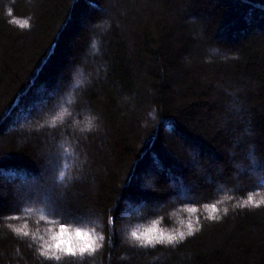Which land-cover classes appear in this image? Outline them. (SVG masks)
<instances>
[{
    "label": "trees",
    "instance_id": "trees-1",
    "mask_svg": "<svg viewBox=\"0 0 264 264\" xmlns=\"http://www.w3.org/2000/svg\"><path fill=\"white\" fill-rule=\"evenodd\" d=\"M85 113L99 127L80 133ZM247 154L255 175L238 174ZM48 172L56 211L21 187ZM260 201L264 0H0V264H264ZM40 216L92 229L101 246L38 257L13 229ZM160 217L193 231L174 245L129 237Z\"/></svg>",
    "mask_w": 264,
    "mask_h": 264
},
{
    "label": "clouds",
    "instance_id": "clouds-1",
    "mask_svg": "<svg viewBox=\"0 0 264 264\" xmlns=\"http://www.w3.org/2000/svg\"><path fill=\"white\" fill-rule=\"evenodd\" d=\"M12 9H8L10 15ZM29 18L25 19H13L12 23L19 25L21 28L29 27ZM90 50L92 54H98L100 51V41L97 38H93L90 44ZM212 53L217 50L211 49ZM86 77H84L83 70H79V78L75 79V85L81 86L85 83ZM151 115V113H149ZM65 116H72L71 112L67 110L61 111L57 119H54L51 124L56 126L57 120L63 121ZM97 117L91 114L85 113L82 118L73 117L72 127L80 133H87L96 130L99 125L96 123ZM254 150V146H252ZM259 160V157H257ZM245 162L251 163V156L247 154L244 161L236 163L237 167L242 166ZM63 176V173H61ZM237 205L233 204L235 208ZM220 211L227 213L229 209L227 207L221 208ZM220 217L217 216L216 219ZM163 217L153 219L148 223H139L131 228L129 232L130 238H135L141 246L155 245L156 243L175 244L182 241L187 235L192 233L193 224L188 222L185 224L183 220L177 222L176 227H164ZM44 217L40 216L37 221L33 222V226L30 228L27 223L15 226L14 234L20 237H27L29 239V247L34 248V251L38 257L43 259L55 258L56 261H60L62 256L69 252H75L77 254L83 252L87 253L95 251L101 245L97 243V238L94 230L80 227V226H68L64 223L56 221L57 227L43 226ZM8 227H12L9 225ZM100 240L103 237H99Z\"/></svg>",
    "mask_w": 264,
    "mask_h": 264
},
{
    "label": "rangeland",
    "instance_id": "rangeland-1",
    "mask_svg": "<svg viewBox=\"0 0 264 264\" xmlns=\"http://www.w3.org/2000/svg\"><path fill=\"white\" fill-rule=\"evenodd\" d=\"M211 54H213V55H217V51L215 52V53H212V52H210ZM230 87H231V89H234V85L233 84H230ZM42 91V88H40L37 92H38V96H41L42 94H39V93H42L41 92ZM232 92H233V90H232ZM231 94V93H230ZM232 95H230V99L231 100H234V101H236L235 100V98H233V97H231ZM43 98V99H42ZM36 103H35V108L34 109H36L37 111H39L40 110V106L41 105H44V103H45V100H44V97H41V99L40 100H36L35 101ZM248 132V131H247ZM248 134V133H247ZM47 149V148H46ZM250 156H251V163H250V167L249 168H247L245 165H242V166H240V167H237L236 166V168L238 169V174H240V175H243V174H251V175H255L256 173H257V171H256V167L259 165V163H257L256 161L257 160H255V158L253 157V155L252 154H250ZM52 165V164H51ZM56 165L57 164H53L52 166H51V168H53V170H54V167H56ZM52 172V171H51ZM51 172H48V173H46V174H44L43 175V177H42V180H37V179H28V180H26V179H24L23 181H21L22 183V185H21V187H25L26 189H25V192H27V191H34L35 193H37V195L39 194V196L43 199L42 201L43 202H49V205L51 206V208L53 209V210H58V207H57V205H56V202L54 201V200H52L51 199V201L50 200H48V199H46L45 198V194H44V192L46 191V193H49V191H51V189L53 188V186H51L52 185V181L51 180H53L52 178V173ZM32 183H31V182ZM30 182V183H29ZM27 183H29V184H27ZM47 184H48V186H47ZM225 187V185L224 184H218V188H220V189H223ZM180 189H181V194H180V197L182 198V197H186V198H191V197H193V195L190 193V191H188L185 187H181L180 186ZM44 191V192H43ZM44 198H43V197ZM131 213H139V210H138V208H130V210H128V211H126V212H124V214H123V216L124 217H126V216H128L129 214H131ZM89 219V218H88ZM93 220V219H92Z\"/></svg>",
    "mask_w": 264,
    "mask_h": 264
},
{
    "label": "snow or ice",
    "instance_id": "snow-or-ice-1",
    "mask_svg": "<svg viewBox=\"0 0 264 264\" xmlns=\"http://www.w3.org/2000/svg\"><path fill=\"white\" fill-rule=\"evenodd\" d=\"M10 14H11V11H10ZM249 199H251V197H250ZM259 203H264V201H260V202H258L257 206H259ZM211 211H212V212H215V211H216V207H215V205L212 206ZM214 218H216V217H214ZM192 231H193V227H192ZM190 234H191V233H190ZM89 250H91V249H89ZM67 254H69V255H73V256L77 255V253L72 252V251L67 252ZM79 254H83V252H81V253H79Z\"/></svg>",
    "mask_w": 264,
    "mask_h": 264
}]
</instances>
